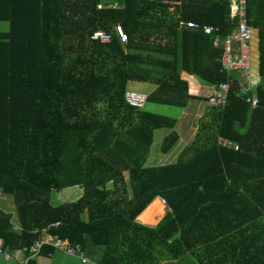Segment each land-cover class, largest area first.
I'll use <instances>...</instances> for the list:
<instances>
[{
    "label": "trees",
    "instance_id": "1",
    "mask_svg": "<svg viewBox=\"0 0 264 264\" xmlns=\"http://www.w3.org/2000/svg\"><path fill=\"white\" fill-rule=\"evenodd\" d=\"M180 19L216 26L221 38L236 25L228 0H0L9 24L0 30V193L16 202L14 213L0 208L4 249L28 255L47 229L83 255L99 247L98 264H189L185 255L190 264H264V0L246 6L258 35L257 105L232 74L226 105L208 107L177 159L146 165L153 130L175 119L129 106L127 81L155 84L149 102L185 107L206 99L188 93L181 72L211 85L228 78L215 35ZM98 29L108 43L90 40ZM218 136L238 149L218 146ZM177 140L169 131L160 151ZM75 185L80 197L52 204ZM138 215L163 216L147 225Z\"/></svg>",
    "mask_w": 264,
    "mask_h": 264
},
{
    "label": "built area",
    "instance_id": "2",
    "mask_svg": "<svg viewBox=\"0 0 264 264\" xmlns=\"http://www.w3.org/2000/svg\"><path fill=\"white\" fill-rule=\"evenodd\" d=\"M229 1V16L236 19V25L232 31L220 37L219 28L213 25L201 24L196 21L183 20L178 21L180 28H189L202 31L207 35H215L213 40V46L222 48V55L220 58V72L228 76L226 81L212 85L209 93L206 95V105L213 109H223L228 101V93L230 89L231 75L234 74L238 77L240 82V89L242 93L251 92L252 96L245 98L252 107L257 105V100L253 96L256 82L252 79L251 63H250V42L252 38L251 27L247 23L246 19V6L247 0H228ZM101 4H97V8H101ZM113 29L117 31L119 40L122 43L127 41V36L121 27L116 24ZM90 40L98 41L100 43H108L110 40V34L107 31L98 29L93 31L90 36ZM125 102L134 108H142L146 102V95L135 92L132 90H126L124 93ZM218 146L231 148L233 150L238 149V145L221 136L216 139ZM163 203L164 200H162ZM166 205V204H165ZM59 223L55 222L48 227H55ZM44 246L52 247L64 254L80 257L85 261L83 252L80 250L78 244H71L67 239H62L56 235H53L45 229L39 236L33 241L28 249V255L19 261V264H27L30 258H34L41 254V250ZM47 257L51 256V251H47L45 254ZM11 264L16 260L14 253L4 249L0 244V258Z\"/></svg>",
    "mask_w": 264,
    "mask_h": 264
},
{
    "label": "crops",
    "instance_id": "3",
    "mask_svg": "<svg viewBox=\"0 0 264 264\" xmlns=\"http://www.w3.org/2000/svg\"><path fill=\"white\" fill-rule=\"evenodd\" d=\"M251 32H252L251 40L253 39V41H254L253 45L255 46V49L253 50V48L251 47V44H250V60H251V69H252L251 73H252V79L257 83L259 81L258 35H257V30L253 27H251ZM252 51H255V55L252 53ZM251 53H252V55H251ZM180 76H181V78L186 80L187 87H188V93L191 96L206 98V95L209 93L210 89L212 88L211 84L200 79L196 75H191V74H188V73L183 71V72H181ZM155 87H156L155 84H153L151 82H147V81L129 80L126 83V90H132L135 92H140V93L146 95V97L155 89ZM153 103L154 102H149L146 99V102L141 109H143L145 111L152 112V107H153L152 105H154ZM155 104H159V103H155ZM160 105H165V104H160ZM168 106H170V105H168ZM179 108H181V110L179 112L178 117H172V116H169L166 114H161V115H165V116H168V117L175 119V124H174L173 128H171V129L165 128L163 130V132L160 134L162 141H163L164 136L169 131L174 130L178 135L177 142L168 152L163 153L166 156V158L163 160L164 162L163 161H153L156 158H158L157 154L155 155L154 159L151 157L149 159L150 148H151V145L153 142V134H154V130H156V129H154L153 134H152V141H151V144L149 147V152H148L146 160H145L146 165L166 164V163L174 162L177 159V156L180 153V151L185 146L190 145L191 141L193 140V138L195 137L196 133L199 130L200 124L204 120L207 119L206 115L208 112V106L206 105L205 100H197L195 98L189 99L188 103L185 107H179ZM153 113H155V112H153ZM157 114H160V113H157ZM162 128H164V127H162ZM151 161H153V162H151ZM63 189H64L63 194L65 196H67V197L72 196L73 198L71 200L60 201V202H56V203H52V204L70 202V201L76 200L82 194V188L78 185L65 187ZM54 194L55 193H53L51 195V202L54 201L53 200ZM156 199L157 200L159 199L161 201L163 200L160 196H157ZM165 206H166V210H165L164 214L168 211L167 205H165ZM163 215H161L160 217L155 219V221L152 223H150V222L145 223V222L140 221L138 218L139 215L136 217V220L142 224L155 225ZM12 253H14L16 260L11 262V264H19V261L25 256V254L21 250H15ZM70 257H64V254H62L58 250L53 249L51 251L50 257H47L46 255L39 254L38 256H36L34 258H35L36 264H67L66 258H70Z\"/></svg>",
    "mask_w": 264,
    "mask_h": 264
},
{
    "label": "rangeland",
    "instance_id": "4",
    "mask_svg": "<svg viewBox=\"0 0 264 264\" xmlns=\"http://www.w3.org/2000/svg\"><path fill=\"white\" fill-rule=\"evenodd\" d=\"M8 26H9V24L7 21H0V30L1 31H7ZM250 44L254 50L255 46L253 45L254 44L253 39L251 40ZM252 53L255 55V51H252ZM252 53H251V55H252ZM250 63H251V60H250ZM251 72H252V69H251ZM153 104L154 105H152L153 106L152 112L160 113V114H166V115H169L172 117H178L179 112L181 110V108L175 107V106L160 105V104H155V103H153ZM164 129L165 128L161 127L158 129L156 128V130H154L153 142H152V145L150 148L149 159H150V157L154 159L156 154L158 155V158H156L157 160L155 159L153 161H163L166 158V156L160 152V145L162 142L160 134L163 132ZM153 161H151V162H153ZM126 180L128 181L127 177H126ZM63 192H64V189L59 190V191L57 190L54 192L55 194L53 195V200H54L53 203L65 201V200H71L73 198L72 196H69V197L65 196L63 194ZM15 205H16V202H15V197L13 194L0 193V208L4 209L5 211L14 213L15 212ZM94 250H95L94 252H87V251L85 252V255H84L86 258L85 261H83L78 256L68 255V254H64L62 252L61 253L64 254V257H70L71 256L70 257L71 259L66 258L67 264H98L97 259L99 258V255H100V248L97 247ZM185 260L189 264L192 262V259L187 255H185ZM0 264H9V263L4 261L3 258L1 257L0 258Z\"/></svg>",
    "mask_w": 264,
    "mask_h": 264
}]
</instances>
